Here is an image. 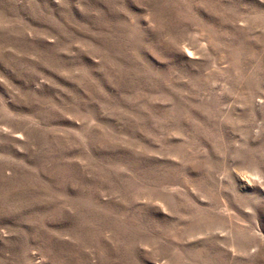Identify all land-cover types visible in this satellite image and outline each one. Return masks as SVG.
I'll use <instances>...</instances> for the list:
<instances>
[{"label":"rangeland","instance_id":"obj_1","mask_svg":"<svg viewBox=\"0 0 264 264\" xmlns=\"http://www.w3.org/2000/svg\"><path fill=\"white\" fill-rule=\"evenodd\" d=\"M0 264H264V0H0Z\"/></svg>","mask_w":264,"mask_h":264}]
</instances>
